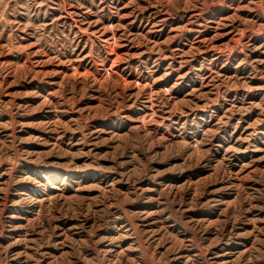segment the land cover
Masks as SVG:
<instances>
[{
	"label": "rangeland",
	"instance_id": "obj_1",
	"mask_svg": "<svg viewBox=\"0 0 264 264\" xmlns=\"http://www.w3.org/2000/svg\"><path fill=\"white\" fill-rule=\"evenodd\" d=\"M0 264H264V0H0Z\"/></svg>",
	"mask_w": 264,
	"mask_h": 264
}]
</instances>
